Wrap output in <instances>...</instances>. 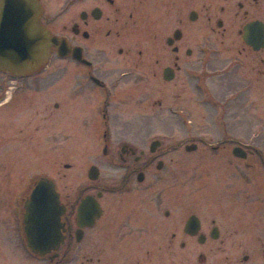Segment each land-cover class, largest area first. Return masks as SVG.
<instances>
[{
  "label": "flooded vegetation",
  "instance_id": "obj_1",
  "mask_svg": "<svg viewBox=\"0 0 264 264\" xmlns=\"http://www.w3.org/2000/svg\"><path fill=\"white\" fill-rule=\"evenodd\" d=\"M42 7L58 36L48 62L28 74L0 70V142L10 144L0 177L16 178L18 193L29 182L18 202L1 204L0 252L15 242L22 255L58 264H264V154L232 133L238 92L253 81L235 79L238 63H228L246 54L259 64L264 93V46L245 38L254 22L264 32V0H58L53 15ZM150 114H169L173 130L177 119L183 136L144 137ZM52 118L63 240L40 255L28 245L25 202L47 176ZM79 144L89 146L84 179Z\"/></svg>",
  "mask_w": 264,
  "mask_h": 264
},
{
  "label": "water",
  "instance_id": "obj_2",
  "mask_svg": "<svg viewBox=\"0 0 264 264\" xmlns=\"http://www.w3.org/2000/svg\"><path fill=\"white\" fill-rule=\"evenodd\" d=\"M43 11L40 0H0V70L22 75L33 73L48 62L58 36L42 24ZM245 38L256 49L264 46L261 24L248 25ZM89 202H94L91 196L83 199L82 206ZM25 209V230L31 249L40 255L57 249L63 240L64 206L51 178L38 180L26 199Z\"/></svg>",
  "mask_w": 264,
  "mask_h": 264
},
{
  "label": "rangeland",
  "instance_id": "obj_3",
  "mask_svg": "<svg viewBox=\"0 0 264 264\" xmlns=\"http://www.w3.org/2000/svg\"><path fill=\"white\" fill-rule=\"evenodd\" d=\"M42 3L48 14L53 15L58 13V0H42ZM250 59L251 58L246 54H242L240 56H237L235 61L231 57L228 60V63H238V65H233L230 71L234 75L235 79L243 81V84L248 83V81H253L252 89L247 90L246 94H240V92H238L239 96L237 97L236 101H238L237 103L239 109L237 110L236 116L239 121V127L235 130H232V133L234 135V138L249 142L252 145L253 149H257L255 153L264 154V93L258 86L257 78H260V72L258 69L259 64L255 62H249ZM238 88V91L242 90L241 86H239ZM149 116L150 120L154 123L152 122V127L146 131L147 134L144 137L153 135H159L163 137L164 135L171 134H174L177 137L183 136L184 131L178 129L175 123L177 119H171V121H173V125L175 126L174 130L169 126V124L166 125V122L169 121V119L167 118V116H170L169 114H150ZM52 119H49L47 123L48 129L45 152V173L47 176L55 179L56 177H58L57 172L60 160L58 159V124H56L57 121L55 118ZM247 123H249V125ZM250 123L252 124L251 126ZM244 124L246 127H248H244ZM191 132L192 134L211 138H221L222 136L221 130L215 129H195ZM9 146L10 144L6 139L0 142V153L5 154L6 149H8ZM87 147L89 146L79 144V155L75 159L77 161V168L80 170L78 176L82 177V179H84L82 175L85 173V170L89 165V161H86L87 157L85 158L83 156V154L87 150ZM20 150L21 148L18 146V149L15 148L9 153H11L12 155H17L20 154ZM62 161L65 160L62 159ZM0 164V169L6 171V163L0 162ZM12 166L13 165L11 164V169ZM21 180L22 184H19L22 192L18 193L14 192L13 189H11V187H13L14 185V182L16 181V178L0 177V208L2 207L1 204L10 202L15 203L20 200V197L25 196V193H27L26 188L29 185V182L27 181V177H24ZM76 180L81 179L76 178ZM5 249L7 251H4L3 253L0 252V264H58V258H55L51 261L49 257L40 258L34 257L32 255H22L21 253H19L15 242H9Z\"/></svg>",
  "mask_w": 264,
  "mask_h": 264
}]
</instances>
